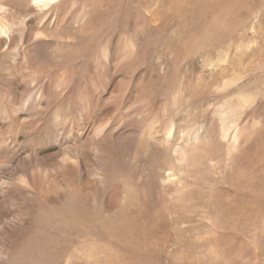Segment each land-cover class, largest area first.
<instances>
[{
	"label": "rangeland",
	"instance_id": "rangeland-1",
	"mask_svg": "<svg viewBox=\"0 0 264 264\" xmlns=\"http://www.w3.org/2000/svg\"><path fill=\"white\" fill-rule=\"evenodd\" d=\"M70 1V14H85L73 25L90 32L86 43L61 51L65 59L58 54L57 66H73L78 83H93L97 75L107 79L108 87L115 82L118 91L108 89L102 99L112 112L134 111L127 133L114 142L140 161L137 192L142 199L148 187L153 192V222L140 229L135 258L117 253L112 237L98 238L94 228L79 233L65 227L55 236V253L27 263L73 264L75 252L88 242L82 246L107 264H264V0H189L188 9L176 0ZM23 4L33 6L31 0H0V15L23 14ZM51 48L44 50L41 66L56 64ZM104 49L109 50L105 61ZM30 62L28 67L24 61H0L2 73L7 64L12 77L21 76L25 88L19 98L31 94L30 80L40 77L30 74L36 66ZM79 86L72 92L75 105ZM45 97L30 109L35 116L54 98L50 92ZM152 114L161 126L173 124L174 141L196 153L197 167L182 170L181 183L166 184L153 168V159L166 158L169 150L140 139L142 118ZM235 129L239 137L233 143ZM126 187L131 189L128 182Z\"/></svg>",
	"mask_w": 264,
	"mask_h": 264
},
{
	"label": "bare ground",
	"instance_id": "bare-ground-1",
	"mask_svg": "<svg viewBox=\"0 0 264 264\" xmlns=\"http://www.w3.org/2000/svg\"><path fill=\"white\" fill-rule=\"evenodd\" d=\"M31 1V8L23 4V14L0 15V61L9 65L24 61L29 67L32 59L36 66L30 74H40L38 81L29 82L35 90L19 98L25 88L21 76L12 77L7 64L4 73L0 70L5 91L0 93V262L28 264L33 258L41 260L55 253V236L65 227L79 233L94 228L100 232L98 238L112 237L117 243L114 248L117 253L135 258L139 253V231L146 223L153 222L152 191L148 187L145 198H139L136 172L141 167L140 161L132 159L114 142L127 133L126 125L134 119L135 113L122 108L112 112L102 99V92L118 91L115 82L108 87L107 79L97 75L93 83H88L87 79L78 83L73 76V66H57L61 56L65 59L61 51H70L72 46L87 42L90 31L82 24L80 29L73 25L85 14L81 16V11L70 14V0ZM176 1L179 6L187 4L188 9L189 0ZM0 9L3 10L1 5ZM47 29L52 30L53 40L47 38ZM28 38L33 41V47L25 45ZM48 45H54L51 58L56 63L49 68L40 64ZM108 53V49L103 50L104 61L109 59ZM90 83L92 86L88 87ZM81 84L75 105L72 92ZM90 89L95 92L94 96L89 94ZM47 92L54 98H49L44 108L37 110L41 116H35L30 109L41 104ZM152 100L149 97L147 103ZM75 106L79 108L76 111ZM148 110H151L150 105ZM152 115L142 118L140 139L148 146L156 144L169 150L166 158H155L152 165L163 173V182L175 184L180 182L182 170L197 167L196 153L174 141L178 132L173 124L161 126L159 117ZM231 136L236 143L237 129ZM127 182L131 189L126 187ZM86 243H80L81 248L75 250L80 260L77 257L73 264H107L98 261L95 253L82 246Z\"/></svg>",
	"mask_w": 264,
	"mask_h": 264
}]
</instances>
